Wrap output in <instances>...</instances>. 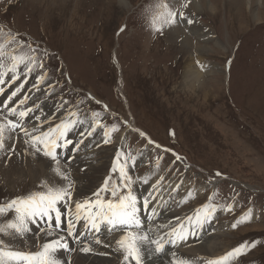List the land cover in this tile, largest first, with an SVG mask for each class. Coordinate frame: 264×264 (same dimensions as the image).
<instances>
[{
  "label": "rangeland",
  "instance_id": "374dc122",
  "mask_svg": "<svg viewBox=\"0 0 264 264\" xmlns=\"http://www.w3.org/2000/svg\"><path fill=\"white\" fill-rule=\"evenodd\" d=\"M209 1L215 6V12L192 10V0H187V7H183V0L178 3L164 0L169 9L177 12L176 20L185 23L181 28L186 34L184 32V37L175 38L173 24H165L163 19L158 20L157 25L152 22L157 11H166L157 9L160 0H0V44L4 45L0 65L12 66L14 63L11 57L17 54L14 51L6 53L9 46L21 48L20 54L25 57L21 72L25 71V64L32 62L28 60L29 56H37L38 61L46 62L43 70H39L41 64H37L30 74L45 73L48 78L41 81H47L48 86L53 81L49 89L52 85L57 87L51 95L43 90L45 86L36 93L31 89L30 94H40L39 99L45 103L63 102V111L58 114L62 121L69 119L70 113H77L79 120L89 121V130L79 133L66 145L71 146L79 140L78 143L83 145L95 132H101L102 140L94 147L99 152L95 154L96 162H106L107 170L93 190L78 198L95 195L113 173L118 176L117 185H121V165L131 177V183L128 188L119 187L117 195L120 196L130 191L137 197L134 181L138 175L149 171L164 175L166 180L162 177L163 183L166 184L173 179L180 181L175 183L177 185L188 180V184L183 183L185 189L171 200L173 204L175 202L172 212L183 216L196 214L200 219L199 232L197 227L182 228L198 232L199 244L205 241L200 234L204 236L208 231L204 237L213 236L209 234L211 229L224 227L219 232L228 233L230 250L225 253L228 248L224 252L218 249L211 254L213 257L205 255L202 258L208 261L218 259L242 243L250 245L255 242V247L232 258L231 264H264V0H242L239 3L232 0ZM181 12L187 19L180 18ZM195 25L201 27V34L207 35L204 40L190 31ZM156 26H162L163 30L156 31ZM8 28L11 30H6ZM184 39L192 42L188 52L195 53L194 60L185 64ZM198 47L207 49L204 56L199 57ZM200 58L210 67L204 75L203 85H197L192 91L185 87L183 68L195 65L197 70L205 72ZM88 92L97 96L100 104L86 98ZM103 102L110 106V110L99 106ZM67 104L71 105L70 110ZM44 111L46 115V109ZM97 113L99 116L95 115ZM71 119L76 120L77 117ZM97 119L102 121L103 127L95 124ZM131 124L140 126L153 140L175 149L183 159L170 157L169 153L157 147H149L145 139L131 133ZM112 126L118 131L110 133V143H104V132ZM14 130L15 133H25L22 129ZM0 136L4 141L6 136ZM56 152L57 157L61 155L60 148ZM118 154L121 157L119 161ZM161 156L164 157L162 161ZM67 157L68 153L63 156L64 160H68ZM8 158L6 164L11 161ZM32 163L36 167L39 162L35 160ZM42 173L39 170L35 180L31 177L19 179L15 185L6 184L1 179L0 205L29 193L45 191L41 187L43 184L53 185ZM208 176H226L230 181L225 180L228 184L220 181L212 192L213 185L208 184ZM241 186L260 195L237 188ZM71 192L73 194L75 189ZM107 193L112 194V190L102 191L100 196ZM146 199L147 206L144 198L137 204L141 229L137 231L134 227L127 231L142 234L144 227H149L144 219L149 221L154 215L155 223L161 219V211L154 213L149 207V201L154 200L153 193ZM244 208L246 212H240ZM203 210L213 216L211 221L207 222L209 216ZM249 212L255 218L234 228L233 225ZM12 215L9 212L3 219L8 220ZM162 217L172 220L173 216ZM38 219L35 226L40 223L36 227H43V222ZM85 223L81 220L75 224V220H69L60 226L59 232L69 248L68 242L72 241L68 237L69 230L76 226L85 227ZM165 227L174 228V225L168 222ZM118 228L114 230L116 236L103 241L104 244L109 243V248L103 252L106 255L120 251L116 241L125 232H116ZM47 229L53 230L51 227ZM158 229L153 228L155 232L150 234L158 232ZM11 237H3L8 249L11 248L7 244ZM18 240L19 236H13L14 245L27 250L29 245H17ZM86 245L92 251H83L85 255L102 254L94 242ZM138 245L142 249L139 241ZM34 246L35 250L40 243L36 241ZM154 253L162 256L155 250ZM140 257L141 264H146L142 250ZM202 258L199 254V260ZM114 260L119 264V258ZM75 261L76 253L73 251L72 264H78ZM81 261L89 264L98 262L91 256L81 258Z\"/></svg>",
  "mask_w": 264,
  "mask_h": 264
},
{
  "label": "bare ground",
  "instance_id": "6f19581e",
  "mask_svg": "<svg viewBox=\"0 0 264 264\" xmlns=\"http://www.w3.org/2000/svg\"><path fill=\"white\" fill-rule=\"evenodd\" d=\"M174 1L176 3H178L179 1L182 2V0H174ZM232 1L234 3H239L242 0H232ZM251 1H254V0H251ZM191 8L192 10L201 9V11H204V10L205 11L213 10L214 12L216 11L215 6H213L209 0H192ZM257 19L259 20V18ZM183 24L185 23L181 22L178 19L176 20V23L173 24L174 26L173 34L175 38H179L183 36V33L185 32L181 28ZM190 31L194 34H198V36H200L201 37L200 39L202 40H204V38L207 37V35L200 33L202 31L200 26L195 25L191 28ZM185 34L186 32L184 33V35ZM186 36L185 38H187ZM191 43L192 42L187 41V39H184L183 41L182 45L185 48V49L183 48L184 49L183 57L185 58L184 64L189 61L192 62L194 60L193 55L195 53L192 54L190 51L188 52V49H190ZM205 50L207 49L198 47L199 57L200 55L204 56ZM201 62H202V65H204L205 72L197 70L195 65L187 66L183 68L184 69V80L186 84L185 87L191 88L192 91H194V88L197 85H201L204 82L203 80V78L205 77L204 75L206 71L208 70V67H210V65L207 66V63L203 59H201ZM13 75L14 74H10L9 78H11ZM2 78L3 77H1L0 75V90H1V87L8 80L7 79L2 82ZM46 84H48V82ZM173 91L174 90H172V92ZM11 95L5 96V98L3 97L0 99V101L4 100V103L0 102V127H3V129L5 130L3 131L1 135L6 136L4 141L0 136V141H2L3 143V147L0 148V180L2 179L6 184L15 185V183L19 179L27 180L30 177L34 179L35 176H37L36 173H38L39 170H42L43 171L42 174H44L46 178L50 179L51 183L53 184L52 186H61V185L66 184L67 181H63L60 179L59 176H57L55 169L59 167L62 171L68 173L70 176V179L73 181V187L71 191L75 189L76 198H78L81 195L87 194L88 192L93 190L96 184L98 183V181L100 180L102 174L105 173L107 170L106 162L104 163L99 162V164L96 162L97 155L95 154L97 153V151L94 149V147L97 144H99L102 140L101 132L99 131L95 132L91 138H89L86 142L84 141L85 143L83 142V145L81 144L82 146L78 143L80 140L75 141V143L71 147H69L66 151L68 152V157H69L71 155L70 153L73 148H76V147L79 148L81 146L78 150L79 152L77 153V158L75 159V161L72 163H69L67 160H64V158L61 155L60 156L58 155V159L60 158L59 159L60 163L59 165H57L52 159L46 157L41 151H37L36 147H33L31 145V137L36 136L39 133H42L45 129H39L34 132H31L30 130H28L27 132L30 135H26L25 133H20L21 131H19L18 133H15V130L11 129L10 126H8L7 122L9 120H12L13 123L17 124L18 126L15 128L16 130H19V129L27 130L28 128H30L28 125L29 122H31L30 126H32L33 129H37L40 123L46 120H49L51 117H53V119H55L56 121L60 120L59 118L61 117V115H58L59 114L58 113L57 115L54 116V112L55 110H57L59 105H61L62 103L61 102L59 103L43 102L41 108L46 109V115H45L44 120L42 119L39 121L40 116H39V113L35 110V105L37 104V102H39L40 100L39 98L41 97V95L40 94L31 95L29 93L27 102L24 105L16 108L17 112L28 109V108L32 109V111L28 112L27 116H25L26 121H24V119H21L18 116H13L10 113L9 110L13 106H16L17 105L16 102L19 101V100L13 101L11 99ZM8 99H11L13 102H8L7 101ZM88 126H89V121L85 119L84 120L78 119V122L74 124L66 132V136H67L66 140L73 141L74 139H76V136L79 133L83 131H88L89 130ZM39 145H43V144H38L37 147H39ZM9 155H10L9 158L11 161L9 164H6L7 158ZM35 160L36 161L38 160L39 162L36 167H34L32 163V161H35ZM141 162L143 161L141 160ZM146 173L147 174H144V175L143 174L138 175L139 176L138 178L135 177L136 179L134 181V185L136 186V189H137L135 190V194L138 195L136 197L137 204L141 203L142 202L141 200L143 198H144L143 202L147 201L146 198L149 197V194L153 193L154 200L149 201V203L151 204V206L149 205V207L154 213L161 211V219L157 221L156 223L154 219H152V217H154L155 215L152 217L150 215L151 217V218L149 217L151 219L149 220L150 222L147 219L146 220L144 219V223L149 225V227H144L145 229H143L142 234L144 233L147 234V236H149V238L152 240H157L159 239V237L164 236V235H171L169 237L170 243L168 244V246L164 248L163 251L161 252L156 251L157 253H160L162 256H157L154 253L155 245H152L154 248L153 250L151 245L147 241H139V244L142 247V249L141 248L140 249L142 250L143 255L145 257L146 264H207L208 260L206 258L203 259L202 256L206 255V257H213L211 254H213L218 249L224 252L229 247L227 244L228 233L219 232V230L221 228L224 229V227H217V229L214 228L211 230L209 229L210 231H212L211 234H213V236L204 237L205 235L208 234V231L204 232V236H202L203 233L200 234L201 239H205V241L202 244H199L196 238V235H198V232H199L200 219L197 217V215L192 213L184 217L183 214L174 215V212H172L175 202L173 204L171 200L176 199V196H177L176 194L185 189L186 185H184L183 183L188 184L189 183L188 180H183L182 184L177 185L175 183H178L180 181L173 179L172 181L168 182L169 184H166V183H163V178L160 173L153 172V171H149ZM133 194H134V191H133ZM59 203L60 202H58V204ZM245 210L247 209L244 208L240 210V212L245 211ZM203 212L206 213V211L204 210ZM250 214H251V220L252 218L254 219L255 215H253L252 217V213ZM163 215L173 216L172 220H169V218L162 217ZM64 216L65 214L63 213V217ZM212 217L209 216V219L207 220L205 218L204 221L206 220L207 222L211 221ZM53 218H54L53 230H48L46 227H36L38 225H41L40 223H38L36 226L35 224H31L30 231L24 235L25 236L24 241H22L20 237L21 241L18 240L17 245H20V244L23 245L27 243L29 245L27 250H24L22 246L19 247V246L14 245L13 236L9 238V241L7 242V244L12 248V250L35 253L41 249V246L44 243L54 242L57 239H59L62 243H66L64 240L63 234H60L59 232L61 231V228L57 224L58 221L56 220L55 214ZM173 219H176V220H173ZM185 219L187 220L184 221ZM165 221L166 223H164ZM76 222L80 223V221L78 220L75 221V224ZM168 222L169 224L174 225V227L176 226L181 227V229L178 228L177 232L172 231L168 233L169 230L172 229L170 227H165V225ZM174 222H176V224H174ZM183 226L184 227L186 226L197 227L198 232L194 230L188 231V229L182 228ZM225 226L227 227V225ZM155 227L159 228L157 230L158 232L150 234L151 232H155L153 230V228ZM116 229L117 228L110 229L108 226L106 227L104 223H99L98 232H96L95 230H89V226L71 228L70 229L71 233L75 231L73 235L71 234L68 236L69 239L71 238L72 240L70 243L68 242V244L71 245V247L70 248L67 247L66 249L58 248L55 252V255L59 259L60 264H72L73 251L76 253L75 263H78V264H89L87 262L82 263L81 258L87 259L90 256L93 259L98 260L97 264H116L117 262L114 259H118V258H119V264H133V263L135 264V260H132L131 258L129 259V261L125 262L124 260L125 253L122 249H120V251L116 254L111 253L109 255H106L103 253L105 249L109 248L108 241L106 244L103 243L104 239L116 236V233L114 232V230ZM118 229L119 230L116 232H126L127 231L126 229H121V228H118ZM138 229H141V227H138ZM84 231L86 232L85 234H84ZM49 232L51 234H46ZM110 232H113V233L110 235V237H108ZM133 232L135 233V231ZM35 233H36V236H35ZM89 236H91V238ZM180 237H183V238H180ZM96 238H98L101 241L100 244L95 243ZM166 238L167 236H164V239H162L163 243L166 241ZM114 240H115V237H114ZM36 241L40 243V246L34 250V247H35L34 245ZM90 242L92 243L94 242L97 245V247H99L98 248L99 253H102V254L85 255L84 252L81 251V248ZM75 247L77 249L76 251L74 250ZM229 248L225 251V253L228 250H230ZM199 254L201 255V258H202L201 260H199ZM107 258H110L111 260ZM231 259L228 261V264H231ZM9 264H15V263L9 262Z\"/></svg>",
  "mask_w": 264,
  "mask_h": 264
},
{
  "label": "snow or ice",
  "instance_id": "6c2138e0",
  "mask_svg": "<svg viewBox=\"0 0 264 264\" xmlns=\"http://www.w3.org/2000/svg\"><path fill=\"white\" fill-rule=\"evenodd\" d=\"M157 9H164L165 12L157 11L152 18V22L154 25H157V21L163 19V23L165 24H175L177 12L169 9V6L164 0H160L157 4ZM183 7H187V0ZM181 19H187L184 17V14L179 13ZM188 23H192L191 20L187 21ZM162 26H156V31H162ZM123 31V29H121ZM4 45L0 44V53H3ZM35 51V50H33ZM11 59L14 61L12 65L11 71L13 74L16 73L18 65L20 63H25V57L20 55H13ZM29 61L35 62L36 57L29 56ZM25 66H27L25 64ZM42 66V62H41ZM31 69H29L30 71ZM18 78V77H17ZM43 79V77H41ZM15 95V93H13ZM24 99H27L25 97ZM24 100H21L23 103ZM10 113L13 116H18L23 119L27 116L28 112L32 111L31 108L22 110L17 112L15 107L11 108ZM99 116V114H95ZM70 118L60 124L56 125L54 128H49L48 131L43 132L41 135L32 136L31 137V145L36 147L37 151H43L45 156L51 157V159L59 165L60 161L57 157L56 149L62 146H66L70 141L66 140V132L78 122L77 113H70ZM71 117H77L76 120L71 119ZM8 126L11 129H15L18 125L13 123L12 120L7 122ZM95 124L97 126L103 127L102 121L97 119L95 120ZM3 127H0V134L3 133ZM94 130V129H93ZM118 131V128L115 126L110 127L104 132L106 139L104 143L111 142V132ZM25 134L30 135L25 129ZM141 136L144 133H140ZM151 143V141H149ZM38 144H43L44 147H37ZM3 147L2 141H0V148ZM156 147H160L156 145ZM179 159V157H177ZM121 159L118 154L117 160ZM115 171V169H113ZM57 176L60 177L61 180L67 181L66 184L61 186H52L43 184L41 185L45 191L29 193L24 197H17L10 200L8 203L4 205H0V264H9V262H15V264H60L59 259L56 257L55 252L58 248H67L66 243H62L59 239L54 242L44 243L41 246V249L35 253L31 252H23L8 249L7 245L3 237L5 236H19L23 237L27 232L30 231V225L36 223L37 219L51 218L52 214L55 213L56 220L59 221L61 213L57 209L58 202H66L71 199V189L73 187V181L70 179L68 173L62 171L59 167L55 169ZM219 175V173H218ZM109 179H111L109 177ZM120 179L121 185H116L113 183L112 196L115 197L117 195V191L119 187L128 188L131 183V177H129L125 171L124 165L120 167ZM108 190V180L104 182V188L100 189L95 193L97 199L95 201H85L83 203H77L75 205V210L77 214V218L80 217L81 209H84L87 213V221L89 225V230L99 231V223L106 222L111 228H121V229H132L134 227H140V220L137 217V200L134 195L129 191L125 195H121L117 202L107 201L102 202L100 197V192ZM145 206H147V201L144 202ZM95 209V211H93ZM9 212H11L12 218L8 220H4L3 217L6 216ZM251 221V214L248 213L244 217L241 218L237 224H234L233 227H237L239 224L247 223ZM46 234H51L46 233ZM69 234L71 235V230H69ZM183 238V237H180ZM138 241H147L150 245H155V251L161 252L164 249V243L162 239L152 240L147 234H136L133 231H126L125 234L116 241L117 245L120 249H122L125 253L124 260L125 262L129 261L131 258L135 260V264H141L140 258V247L138 245ZM96 244H100L101 241L96 238ZM250 247H255V242L252 244H244L242 243L237 248L233 249L229 253H227L224 257H220L218 259L209 260L207 264H228V261L231 258H235L236 256L243 254ZM84 252H90L92 249L85 245L82 249Z\"/></svg>",
  "mask_w": 264,
  "mask_h": 264
}]
</instances>
